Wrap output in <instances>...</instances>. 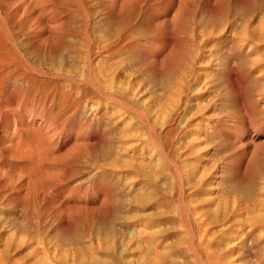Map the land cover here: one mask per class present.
Here are the masks:
<instances>
[{
	"label": "bare ground",
	"instance_id": "1",
	"mask_svg": "<svg viewBox=\"0 0 264 264\" xmlns=\"http://www.w3.org/2000/svg\"><path fill=\"white\" fill-rule=\"evenodd\" d=\"M256 9V26H241L237 16ZM207 27L225 31L209 40ZM159 79L167 86L137 98ZM120 114L136 122L132 134L118 126ZM129 136L145 138L149 160L164 161L183 193L175 211L182 218L231 221L223 197L243 194L241 210L252 221L241 239L254 241L255 229L264 230V0H0L1 227L39 241L98 221L93 205L106 208L113 187L97 185L109 166L96 148ZM161 138L169 142L157 145Z\"/></svg>",
	"mask_w": 264,
	"mask_h": 264
},
{
	"label": "rangeland",
	"instance_id": "2",
	"mask_svg": "<svg viewBox=\"0 0 264 264\" xmlns=\"http://www.w3.org/2000/svg\"><path fill=\"white\" fill-rule=\"evenodd\" d=\"M12 1L16 2L19 0H12ZM237 6L236 8H238ZM256 10L243 14L242 18H241V15L237 16L238 21L241 23V26H244L242 24L247 23V20L250 23L249 26H253L254 23H255L254 26H256V22L257 23L259 22L258 17L261 16V12H262V10L260 11V9H256ZM255 12H257L256 13L257 15L255 14ZM199 19L201 22L200 17H198L195 20L196 26H199L198 24ZM233 19L234 18L232 16L229 17V20H233ZM210 29H213V30L210 31ZM206 30L208 31H206L205 33L212 32L210 38L208 37L209 40L218 39L220 36H222L223 32L225 31L223 29L222 30L219 29L221 32L217 34L216 32H219V30L216 31L215 27L214 28L207 27ZM214 34H217V35H214ZM159 80H156L153 82L154 86H152V84H148L146 88L148 89L150 87L151 90L150 88L148 89V91L147 89H144V92L141 93L142 95L139 93L138 94L139 96H137V98H142V97L145 98L147 97V95L150 94L149 91H152V89H155L157 87L167 86L166 79L165 80L159 79ZM164 81L166 82V84ZM114 110H117V109H114ZM116 117H118V120H119L118 126H121V125L124 126V129H127V131H129L131 134L135 131L134 129H136V126H135L136 122L133 121L134 120L133 118L131 117L129 118L121 114L116 115ZM139 138L137 137L133 138L132 136L115 137L113 142H115L114 145L115 144L117 145L113 146L110 144L111 146H109L110 141H112L110 139L109 142L107 143V146L105 145L106 147L103 150L96 148L97 152L95 156L100 157V158H105V162H106L105 166L106 167L109 166L108 169L104 166V168H106L105 170L106 173L108 171L109 172L107 174L101 173L104 178L102 176H99V178H97L98 184L97 183L96 184L99 185L100 181H107L113 187L112 196L110 197L109 203L106 204L107 205L106 208L102 207L101 202H98L93 205L94 209L95 208L96 209L98 208V209L97 210L92 209V210L98 211L101 213V214L98 213L99 215L98 217L100 218V219L97 218L98 221L96 219H93V222L90 225L88 223L85 224L87 220L85 222H79L77 229L76 227H74L70 230V233H73L72 235L67 234L69 231L65 232L60 229L61 231L60 230L58 231L60 233H57L56 234L57 236L55 237H49V236L42 237L41 239L44 238L43 239L44 244L41 243V239H39V241H38V238L37 239L33 238L34 240H30V237L23 236L25 234L20 235L23 237H20L19 235H13L10 230L6 231L5 230L6 228H4L3 226L2 227L4 228V230H2L1 232L2 227L0 225V234L1 233L3 234L0 236L1 238L0 243L4 242V244L3 243L0 244V254H1L0 256H2L0 257V263L2 264H6V263L7 264H16V263L17 264L19 263L27 264L29 260L28 264H30V262L32 261H33L32 262L33 264H46V263H43L46 260L45 262H47V264H63V263L64 264H264V230L255 229L254 241L251 238L245 242L242 241L243 238L241 237L242 236L241 232L245 228L250 227L251 225V223H249V219H250L249 217L251 215L246 216L243 213V210H241L244 207L243 205L244 203L241 204V202H243L244 195L239 193V196H238L237 193L229 190V192L223 197V199L225 198V200L223 201L222 199L223 202H221L222 204L221 208L227 209L229 211H233V213L235 214V217L233 216V219L232 217L230 218L231 221L223 222V221L216 220L217 218L215 219L212 217L208 218L207 220L206 217L200 218L199 216H194L193 213L189 212L190 211L189 209H188L189 210L188 217L182 218L178 214V212H175V211L178 210V198L181 197L183 193L179 195L178 192L172 186L171 179H169V171L167 172V168H165L164 166L161 168V165H165V163L162 159L160 160V157L158 155L154 157L153 156L150 157L153 160L152 159L149 160V156L146 155L149 149V144H147V141L145 144L144 142L145 138L141 137L143 138L142 143L145 144V148H144V144L140 143ZM136 141L137 142L139 141V142L137 143ZM167 142H169V140H165L164 138L155 140V143L159 146H164ZM116 146H118L117 148L119 152ZM140 147L144 148V151L143 149H140ZM120 149L126 152L124 153ZM134 149H137V151L135 150L134 152ZM104 150L106 151L108 150V151L104 152ZM110 151L111 152L113 151L112 157L111 155H109ZM140 152H143V154H145L143 155L145 159L139 156ZM139 158L145 162H140L141 160L139 161ZM155 159H157L160 162L156 163L155 161L157 160ZM151 160L154 162H152ZM147 161H150L149 167L146 166ZM161 161H163L164 164ZM135 162L137 164L145 163L146 165L145 166L144 165L142 166L140 164L137 165ZM209 163H212V161H209ZM155 164L156 165L159 164V166L157 165L156 169L154 168L156 167ZM215 164H217L218 166L220 165V162L217 161ZM162 174L165 176L162 177ZM140 175L144 178L142 179ZM157 175L159 179L161 178L160 180L156 177ZM137 177L139 178L138 180H137ZM155 178H157L161 182H159ZM261 180L262 179L259 177L256 184L261 185L262 184ZM154 181H158L160 183V185L158 183L157 189L154 187V183H155ZM258 181L260 182L258 183ZM151 185L153 186V188ZM137 187L139 189L143 187L144 189L142 188L140 191ZM150 189L152 190L150 191ZM89 190H90V187H89ZM137 191H140V192H137ZM160 192L162 193V195H160L161 194ZM213 192L216 193L217 190L214 189ZM214 193H212V195H209V196L204 195L202 198L203 199L210 198V196L212 197ZM143 194H145V196ZM228 195H231V197L230 196L228 197ZM236 195L238 196L237 198H236ZM168 196L171 198H169ZM137 197L138 198L141 197L142 199L141 198L138 199ZM153 197H155L157 200ZM226 197L228 198V200ZM242 197L243 199L241 200L240 198ZM167 198L169 200L171 199L170 202L172 206H170L169 200ZM174 198H175V201H174ZM154 200L156 203L153 202ZM162 200H165V201H162ZM143 201L146 202V204L143 203ZM235 202H237L236 205H235ZM164 203H166V205H164ZM158 205L160 206L164 205V207L161 206L162 207L161 208ZM234 206L236 207L234 208ZM164 208H167L170 211H168L167 213V211H165L167 209L164 210ZM210 208H211L210 212H214L216 209V206L213 204V206H211ZM238 208L240 211H238ZM161 210L163 211V213L166 212V214H163ZM174 212H175V215H173ZM256 213L260 214V212L258 211H256ZM239 214H242V215H239ZM253 215L254 214H252V217ZM193 216L197 218H194ZM163 217H166V218H163ZM88 219L90 218L88 217ZM195 219L197 220L195 221ZM198 220L201 222H199ZM206 221H209V222H206ZM250 221L252 220L250 219ZM196 222H199V223H196ZM242 222L244 225L242 224ZM205 223L207 224L205 225ZM218 223L220 226L218 225ZM202 224H203V227H202ZM241 224L243 226H241ZM215 225H216V228H215ZM223 225H225V227H222ZM207 226H209V228ZM182 227H185V228H182ZM187 227H189V229H187ZM196 227H197V230H196ZM204 228L206 229V232L204 231ZM7 232H9L10 234H8ZM6 236H8L7 237L8 239L6 238ZM13 237L15 239L17 237H20V238H17L15 240ZM26 238H28V241H26L27 240ZM50 238H52L51 239L52 241L49 240ZM12 240H13V243L10 244ZM257 242L259 243L258 245L256 244ZM15 244H21L23 246L27 245L29 248L27 246L25 249L24 247H22V250L20 251L14 248ZM1 245H3V248ZM33 249L35 251H33ZM40 250L43 252L38 253ZM46 250H48V252L53 251V252H50L49 257H46L43 255ZM53 253H55L54 255H57V256L56 257L53 256ZM18 254H20L21 257H19ZM17 257L19 259H16V261H14L15 258ZM28 258H33V259H28ZM44 258L46 259L44 260ZM49 258H51L52 260ZM2 259H3V262L1 261ZM24 261L26 263H22ZM41 261L43 262L39 263Z\"/></svg>",
	"mask_w": 264,
	"mask_h": 264
}]
</instances>
